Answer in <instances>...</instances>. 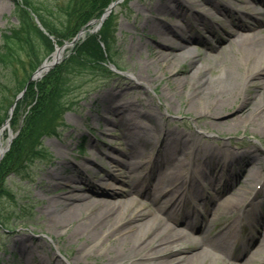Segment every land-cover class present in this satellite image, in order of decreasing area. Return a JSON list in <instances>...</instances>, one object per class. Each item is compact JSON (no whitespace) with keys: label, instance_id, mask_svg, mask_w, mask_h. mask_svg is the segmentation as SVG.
Returning a JSON list of instances; mask_svg holds the SVG:
<instances>
[{"label":"rangeland","instance_id":"374dc122","mask_svg":"<svg viewBox=\"0 0 264 264\" xmlns=\"http://www.w3.org/2000/svg\"><path fill=\"white\" fill-rule=\"evenodd\" d=\"M14 1L0 0V30L8 28L15 21L12 13ZM157 1L122 0L114 6L108 30L111 37L112 62L119 69L107 65V70H73L69 74L70 89L66 95L69 105L61 113V118L56 120L63 125L55 128L58 130L55 134L42 133L40 136L41 145L49 151L50 159H36L30 164L29 177L22 178L25 174H10L5 178L6 184L15 193V199L0 198V213L7 226V229L0 227V264H134L136 256H132L130 251L123 253L119 251L120 244L117 239L115 240L116 235L107 237L101 233L96 238L88 239L86 233L80 234V230L75 229L82 218L62 221V217L67 209L68 200L65 196L72 193L86 196L89 194L88 201L92 204L102 198L111 203L133 201L136 211L157 210L154 196L165 190L156 192L152 185H148L140 193L134 190L126 195L119 194V190L126 188L125 181L129 182L134 175L125 167L113 166L115 164L111 162L115 160L128 162L129 158L125 153L131 151L130 138L133 140L138 132L142 142L139 144V153H135V159L145 161L150 155L152 159L156 157L163 162L165 153L169 150L165 149L161 141L164 130L159 132L146 128L145 125H151L149 118L158 121L161 128L172 131V142L183 141L178 144V150L175 151L180 159L186 158L184 162L186 165L181 170L183 174L192 178L195 172L199 177L196 185L208 194L204 204L185 198L174 206L170 204L166 207V213L172 211L180 218L171 219L169 222L184 233L213 238L228 225L237 239L247 241L246 244L224 242L226 252L221 260L213 261L206 257L205 264H246L252 260L250 251L254 250L255 243L264 230V188L260 191L256 189L255 197L253 191L243 197L235 193L254 189V186L246 187L248 179L242 180V172L248 166L254 165L260 169V173L252 180H264V130L256 128L250 118L242 119L238 125L225 123L234 116L247 112V108L237 101V97L232 99L231 103L223 108L221 115L214 119L211 117L209 119L203 114L198 116L187 108L188 85L177 80L184 75H176L173 81L168 78L182 64L176 63L170 69L155 61L158 55L153 50L160 45L159 35L151 29L147 20H152L157 15L155 8ZM225 1L237 4V0ZM186 2L199 4L209 13L192 22L196 27L183 31L182 37L195 36L199 40L209 39L214 43L209 27L227 24L231 13L223 7L215 9L206 3V0ZM258 9L260 11L257 14L258 26H261L264 25V0L259 3ZM159 18L161 25L171 20L181 23L183 27L189 24L168 12L161 13ZM257 34L259 39L264 38V30H257ZM183 44L188 45L186 52L191 54L197 53L200 47L198 42ZM215 44L218 45V42ZM73 46L69 44L63 48L62 59L57 65L68 57ZM204 52L210 61L209 68L202 73L206 78L219 73L223 65L218 62L217 51L210 52L208 48H204ZM20 54L24 60L20 72L26 73L28 64L24 53ZM201 60L197 59L195 63L201 64L205 61ZM139 69L140 75H137ZM8 102L6 99L1 102V116L8 114ZM204 102L205 98L200 102L201 108H204ZM28 107L23 105L15 114V118L13 114L16 110H13L9 124L1 131L0 137L4 145L7 142L8 131L12 134L17 133ZM110 107L120 108L119 112L110 111ZM121 111L124 113L121 114ZM123 115L122 119L133 118L137 124L129 126V122L121 119ZM105 117L115 123L107 126ZM194 134L196 137L190 146L185 137H188L189 141ZM136 139H139L138 136ZM247 148L254 153L257 152L262 160L252 161L246 154H242ZM223 149L229 152L226 153ZM102 167L112 170L120 177L112 187L116 189L117 194H93L89 190L88 181L96 187H103L100 184L105 182L108 175ZM227 176L230 183L224 179ZM79 177L85 179V182L77 181ZM213 184L215 188H222L224 194L231 195L233 192L231 196L242 197L244 203L238 204L233 210L220 208L217 213L211 214L209 211L214 208L215 200L221 197L218 195L215 199L213 193L216 194V191L212 189ZM243 185L246 188L241 187ZM166 196H170V190L164 193V198ZM253 197L261 198L262 202L251 209L254 214L249 217L251 221L249 223L245 203ZM20 208L23 209L20 211ZM95 209L96 206H93L83 214L87 215ZM158 213L161 217L166 215L163 212ZM150 216L151 212H148L144 218L131 223L148 219ZM183 217L186 219L183 220ZM187 222H193L192 228L187 226ZM131 223L128 221L125 224ZM146 229H151L150 225ZM182 245L192 246L185 242ZM257 258L254 259V263L264 264V255Z\"/></svg>","mask_w":264,"mask_h":264},{"label":"bare ground","instance_id":"6f19581e","mask_svg":"<svg viewBox=\"0 0 264 264\" xmlns=\"http://www.w3.org/2000/svg\"><path fill=\"white\" fill-rule=\"evenodd\" d=\"M261 1L237 0V4H231L225 0H206V3L211 4L215 9L218 10L220 9L219 7H223L232 14H230L231 18H229L227 24L211 25L209 27L214 43L209 39L199 40L195 36L182 37L183 31L196 27V24L192 22L200 16L208 15L209 12L204 10L199 4L189 3L186 0H158L155 7L157 15L152 20L146 19L151 25V29L159 35L158 43L160 45L153 50L158 55L155 61L159 65L170 69L176 63L182 64L168 78L173 81L176 75H184L183 78H177V80L180 83L188 85L189 101L187 108L194 111L198 116L203 114L209 119L210 117L214 119L219 114L221 115L223 108L228 103H231L232 99L234 100L237 97V101L247 108V112L236 115L225 123L238 125L242 119L250 118L252 123L256 125V128L261 131L264 130V38L259 39L257 34V30H264V25L258 26L259 21L257 17V14L260 12L258 6ZM163 12L177 15L189 24L183 27L181 23L171 20L161 25L159 17ZM182 41L198 42L200 46L199 50L195 54L186 52L188 45L183 44ZM216 42H218V45L215 44ZM204 48H208L210 52L217 51L218 62L223 65L219 73L206 78L202 73H204L206 68H209L210 61L204 52ZM61 55L62 49L58 48L52 57L56 59L57 56L60 57ZM197 59L205 61L201 60V64H196L195 61ZM47 62L49 60L45 63L47 64ZM136 74L140 75V69ZM138 78L144 79V77ZM244 91L246 92L242 93ZM204 98V108H201L199 105ZM110 108V111L115 110V112H119L118 109H120L116 107ZM123 117L124 115L121 119ZM122 120L129 122V126L137 124L133 118L131 120L129 118ZM104 121L107 126L115 123L106 117ZM149 122H151V125H145L146 128L148 127L159 132H161L160 130H164L161 141L165 149L169 148V150L165 153L163 162L159 161L156 157L152 159L150 155L145 161L135 159V153H139V144L142 142L139 132L136 134V137L138 136L139 138L138 140L136 137H133V140L130 138L129 149L131 151L125 153L129 158L128 162L118 160L111 162L115 164L113 166L121 165L125 167L129 173L134 175L129 182L125 181L124 186L126 188L119 190V194L126 195L134 190L140 193L148 185H152L156 192L165 190L161 194L154 196V200L157 202V210L136 211L133 201L130 203H111L106 202L107 200L102 198L94 202V205L88 201L90 199L89 194L86 196L72 193L65 196L68 202L66 203L67 209L64 212L62 221L74 220L76 217L82 218V221L77 225L79 227L77 228L76 226L75 229H79L80 234L86 233L88 239L96 238L101 233H104L107 237H114L116 235L115 240L117 239L118 241H116L120 244L119 251L121 253L130 251L132 256H136L133 260L134 264H205L207 258H211L213 261L221 260V257L226 252V245L224 244L227 242L246 244V240L245 243L243 239H237V236L228 225L221 229L218 233L219 236L217 235L213 238L207 235L197 237L191 233H184L169 222L171 219L180 218L177 213L172 211L166 213V207L170 204L174 206L180 203L183 198L204 204L205 200L208 199V194L196 185L199 177L195 172L192 178L190 175L183 174L181 170L186 165L184 164L186 158L180 159L179 156H176L175 151L178 150V144L183 141L177 140L172 142V131L161 128L155 119L149 118ZM211 123L215 124L212 121ZM1 131L2 129L0 130V136ZM195 137L196 134H194L191 140L188 141V137H185V140L191 146L194 143ZM4 146L0 137V154L3 152ZM225 152L228 153L229 151ZM236 153L239 154V152ZM242 154H246L252 161L258 162L262 160L257 152L254 153L249 148L244 150ZM102 170H105L108 175L105 178V182H101L100 184L103 187H96L88 181L87 186L89 190L93 194H117L116 189H112V187H114L115 181L120 180V177L106 167H102ZM245 170L248 171V174H243V180L246 177L249 180L246 187L257 186L261 181L252 180V178L260 173V169L251 165ZM227 178L228 176L224 179L230 183ZM84 180L81 177L77 179V181ZM263 184L264 181L257 188L236 192L235 195H242L243 197L251 194V191H253V196L255 197L256 189L260 191L264 188ZM212 189L217 194L213 193L215 199L218 195L221 197L215 200L214 208L209 211L211 214L217 213L220 208L233 210L238 204L244 203L242 197L236 196L235 198L231 196L233 192H231V195L224 194L223 189L215 188L214 184ZM169 190L170 196L164 198V193L169 192ZM254 197L249 198L248 202L245 203L248 220L254 214L251 209L262 202L261 198ZM192 201L188 200V202ZM93 206H96L94 211H90L87 215L83 214L85 210H91ZM148 212H151V216L148 219L131 223L132 221L144 218ZM158 212L166 214L165 217H161ZM182 219L186 218L183 217ZM128 221L131 225L125 224ZM149 225L151 229L147 230L146 228ZM192 225L193 222H187V226L190 228H192ZM183 242L189 243L192 246L182 245ZM200 245L201 248L198 249ZM250 252L252 260L246 264H256L253 262L255 261L254 259L264 255V230L256 241L254 250ZM201 258H203L202 261L200 260ZM141 259L145 260L142 261Z\"/></svg>","mask_w":264,"mask_h":264},{"label":"trees","instance_id":"16d2710c","mask_svg":"<svg viewBox=\"0 0 264 264\" xmlns=\"http://www.w3.org/2000/svg\"><path fill=\"white\" fill-rule=\"evenodd\" d=\"M111 1L66 0L65 3H55L52 0H15L12 13L16 22L0 30V104L4 99L9 101L8 105L12 103L31 71L52 52L55 42L62 44L70 39L80 26L100 16ZM32 13L47 33L40 29ZM112 17L113 12H110L96 32H87L78 40L61 64L54 66L39 80L30 81L16 102L13 118L23 105L29 107L25 109L23 121L9 149L0 160V198L15 199V193L6 184L8 175L25 174L22 178L29 177L30 164L36 159H50L49 151L41 145L40 136L42 133L55 134L58 132L56 127L63 125L56 120L61 118V113L69 105L66 97L70 89L69 74L76 69H108V63L112 62L108 30ZM21 52L28 64L26 73L20 72L24 65ZM5 118L6 113L0 117V125ZM51 121L54 123L51 124ZM2 218L0 213V227L6 228Z\"/></svg>","mask_w":264,"mask_h":264},{"label":"water","instance_id":"95a60500","mask_svg":"<svg viewBox=\"0 0 264 264\" xmlns=\"http://www.w3.org/2000/svg\"><path fill=\"white\" fill-rule=\"evenodd\" d=\"M116 1H118V0H116ZM116 1H114V2H112V3H110V5L108 6V8L105 10V12L103 13V14H101V17H100V20H102L104 17H105V14H107L108 13V11L110 10V8L114 5L113 3H115ZM120 1V0H119ZM97 27V26H96ZM95 27V28H96ZM84 29L83 28H81L79 31H78V33L76 34V36L75 37H73V39H72V42L77 38V37H79V34L83 31ZM64 46V45H63ZM62 46V47H63ZM58 48H60V47H57V49ZM58 59H59V57L57 56L56 57V59H52V61L51 62H49V63H45V60L40 64V66H38L37 68H36V70L32 73V75L30 76V78L28 79V81H30L31 79H34V78H36L37 76H39V74L42 72V70H44V69H49L50 67H52L57 61H58ZM29 82H27L26 83V85L28 84ZM26 85H25V87L23 88V90L21 91V92H19V94L16 96V98H15V101L18 99V97H20L21 95H22V93H23V91L25 90V88H26ZM15 101L13 102V104L11 105V108H10V110L13 108V106L15 105ZM8 143H10V138H9V140H8ZM6 149V148H5ZM2 155V154H1ZM1 155H0V157H1Z\"/></svg>","mask_w":264,"mask_h":264}]
</instances>
